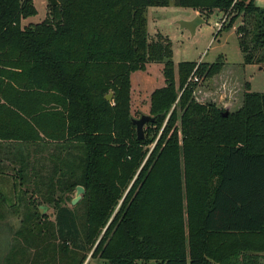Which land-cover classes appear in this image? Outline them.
<instances>
[{
	"label": "trees",
	"instance_id": "trees-1",
	"mask_svg": "<svg viewBox=\"0 0 264 264\" xmlns=\"http://www.w3.org/2000/svg\"><path fill=\"white\" fill-rule=\"evenodd\" d=\"M173 2L205 16L222 11L218 33L237 24L244 63L264 64V7L255 0ZM171 3L58 0L44 20L23 25L37 14L34 0H0V175L6 159L19 161L21 183L41 186L30 175L43 167L30 157L42 148L46 190L85 187L82 214L48 194L54 230L29 214L34 254L21 261L13 250L0 264H84L89 253L107 264H264V92L246 83L228 115L197 101L191 75L212 78L226 62L220 54L175 66L172 40L150 37L146 17ZM158 61L166 84L151 94L157 117L146 125L168 121L151 149L132 121L131 75ZM51 237L60 255L45 249Z\"/></svg>",
	"mask_w": 264,
	"mask_h": 264
},
{
	"label": "rangeland",
	"instance_id": "rangeland-1",
	"mask_svg": "<svg viewBox=\"0 0 264 264\" xmlns=\"http://www.w3.org/2000/svg\"><path fill=\"white\" fill-rule=\"evenodd\" d=\"M255 2L264 7V0H255ZM34 4L37 14L26 18V24L41 22L52 10L49 0H34ZM198 15L202 16L204 21L199 23L194 32L183 26L184 21L195 19ZM146 17L150 37L160 32L172 40L175 66L181 61L214 62L220 54L224 55L226 63L219 74L212 78H205L196 74L200 78L193 92L197 101L202 103L214 102L225 112H234L242 106L246 83H250L252 91L264 92V64L244 63V54L240 49L236 32L237 24L218 33L219 28L224 23L222 11L215 10L211 15L205 16L199 11L195 12L192 8L177 6L172 0L168 6L148 7ZM238 22L240 21L238 20ZM163 67L164 62L162 61L149 62L145 70L132 73L131 114L134 118H139L143 113L150 114L152 92L166 84ZM189 81H192L191 77ZM109 94L112 95L110 100L112 101L114 94L109 92L107 95ZM167 121L168 116L160 127L158 125H148V127L145 125V130L152 140L149 144L151 149L159 141ZM31 152V164H35L38 170L43 167V170L42 172L39 171L38 174L31 172L30 181L39 183L41 186L38 187L37 185L35 188L33 184L21 183L17 172V168L21 165L19 161L6 159L3 165L4 172L0 175L1 189L6 196V202L0 208V261L13 250L15 257L21 261L34 254L32 246H27L25 238L27 231L31 228V222L24 220L29 214L34 215L37 211L36 216L39 219L33 218L31 220L42 221V226L46 227L47 233L54 230L57 210L53 203L46 201L45 197L48 194L56 198L62 195L63 204L76 208L78 214H82L84 210L82 198L75 205L71 203L76 190L65 192V194L57 189H53L52 192L46 190L47 178L40 175L50 173L48 168L51 166V161L47 159L48 154L42 148H36ZM23 155L26 156V153L23 152ZM40 210L43 211V214L39 213ZM51 239H48L47 243L44 244L45 249L50 255L52 253L60 255L57 251L59 248L57 247L56 250L53 246L57 242L54 237ZM84 264H107V262L102 258L92 257V253H89Z\"/></svg>",
	"mask_w": 264,
	"mask_h": 264
},
{
	"label": "water",
	"instance_id": "water-1",
	"mask_svg": "<svg viewBox=\"0 0 264 264\" xmlns=\"http://www.w3.org/2000/svg\"><path fill=\"white\" fill-rule=\"evenodd\" d=\"M51 5H57L58 0H49ZM204 19L202 16L198 15L195 19H192L190 21H184L183 26L190 29L192 32L196 30V27L199 25V23L203 22ZM106 99L109 101L112 99V95L109 94L106 96ZM225 115H228V111L225 112ZM157 116H152L151 114L143 113L139 118H133L132 121L136 125V131H137V138L143 139L145 137V125L149 121H154ZM85 193V187L83 185H77L76 186V192L75 196L72 198L71 203L72 205L77 204V202L82 198L83 194ZM43 213V211H42Z\"/></svg>",
	"mask_w": 264,
	"mask_h": 264
},
{
	"label": "built area",
	"instance_id": "built-area-1",
	"mask_svg": "<svg viewBox=\"0 0 264 264\" xmlns=\"http://www.w3.org/2000/svg\"><path fill=\"white\" fill-rule=\"evenodd\" d=\"M199 79H200V78H199L196 74H193V75L191 76V80H193V81H195V82H198Z\"/></svg>",
	"mask_w": 264,
	"mask_h": 264
},
{
	"label": "crops",
	"instance_id": "crops-1",
	"mask_svg": "<svg viewBox=\"0 0 264 264\" xmlns=\"http://www.w3.org/2000/svg\"><path fill=\"white\" fill-rule=\"evenodd\" d=\"M195 12H197V10H195ZM23 25H28V24L25 23V19L23 20Z\"/></svg>",
	"mask_w": 264,
	"mask_h": 264
}]
</instances>
